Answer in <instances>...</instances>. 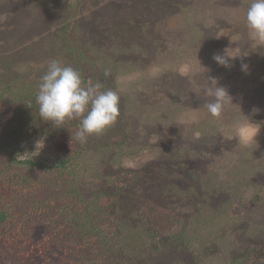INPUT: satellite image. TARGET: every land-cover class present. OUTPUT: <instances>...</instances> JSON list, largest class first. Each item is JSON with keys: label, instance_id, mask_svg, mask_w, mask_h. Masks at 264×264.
Masks as SVG:
<instances>
[{"label": "rangeland", "instance_id": "1", "mask_svg": "<svg viewBox=\"0 0 264 264\" xmlns=\"http://www.w3.org/2000/svg\"><path fill=\"white\" fill-rule=\"evenodd\" d=\"M249 3L0 0V264H264V47ZM226 49L248 55L225 68L213 55ZM53 59L120 96L116 123L86 143L79 119L39 115ZM211 78L235 105L219 118L203 107ZM249 122L246 144L235 125Z\"/></svg>", "mask_w": 264, "mask_h": 264}, {"label": "clouds", "instance_id": "2", "mask_svg": "<svg viewBox=\"0 0 264 264\" xmlns=\"http://www.w3.org/2000/svg\"><path fill=\"white\" fill-rule=\"evenodd\" d=\"M244 19L250 38L257 47H264V0H250ZM247 55L241 53L232 57L227 54L226 49L222 54H214L213 60L219 66L230 68V59ZM241 70L247 72L248 65L242 63ZM208 80L209 84L204 89V96L208 100L203 107L210 116L219 118L226 107L235 106L233 97L215 78ZM101 89L100 83H93L91 80L85 82L78 70L53 59L40 78L36 95L39 115L55 125L79 119L75 138L80 143H86L89 136L102 134L114 125L120 114L118 92ZM235 128L241 142L246 144L255 142L260 131L259 124L250 122L238 123Z\"/></svg>", "mask_w": 264, "mask_h": 264}, {"label": "trees", "instance_id": "3", "mask_svg": "<svg viewBox=\"0 0 264 264\" xmlns=\"http://www.w3.org/2000/svg\"><path fill=\"white\" fill-rule=\"evenodd\" d=\"M149 208L151 209V206H150ZM151 210H152V209H151ZM167 217H168V216H167ZM170 218L172 219V222H170L169 225H170L171 223L174 225V223H173V222H174V218H173V215H172V214H170ZM163 219H165V218H163Z\"/></svg>", "mask_w": 264, "mask_h": 264}]
</instances>
